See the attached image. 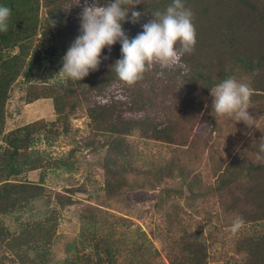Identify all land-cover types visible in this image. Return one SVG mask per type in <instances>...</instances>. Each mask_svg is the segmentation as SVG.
Returning <instances> with one entry per match:
<instances>
[{
  "label": "rangeland",
  "instance_id": "374dc122",
  "mask_svg": "<svg viewBox=\"0 0 264 264\" xmlns=\"http://www.w3.org/2000/svg\"><path fill=\"white\" fill-rule=\"evenodd\" d=\"M85 2L89 5L96 3L94 0H79L78 4L77 0L63 2L62 16L66 24H74L80 19ZM207 2L219 12L225 10V0H182L193 16ZM172 3L173 0L146 3L134 29L127 33L128 39L143 32L142 26L155 18L153 13H164ZM42 12L40 7L39 20ZM194 25L196 45L191 54H185L179 64L170 68L153 65L144 73L140 83L132 86L123 82L109 83L105 87H101L104 82L98 84L100 76L112 74L107 47L102 49L101 63L93 76L96 79L88 85L75 83L69 89L71 96L61 93L58 103L64 106L60 115L53 111L50 98H39L26 104L25 101L38 93L47 94L49 89L62 90L60 84L72 82L62 81L56 73L63 64L60 49L66 46L67 51L75 37L71 40L68 36H57L52 40L56 43V53L53 56L41 54L32 68L29 83H24L21 77L14 81L4 105L0 154L3 148L10 150L5 141L7 132L30 121H34L30 135L33 140L29 143L24 138L16 144V172L8 170L5 161L1 160L0 182L4 178L11 183L27 181L39 183L42 188L25 205L21 198L27 194H20L17 190L10 199L15 201L13 207L7 212L0 209V264H63L65 258L82 254L94 262L98 254L90 247H82L79 239L81 232L83 238L87 236L84 234L87 222L82 216L85 209L91 210L98 220L94 228L99 236L96 240L102 246L100 250L97 248L98 252L103 253L104 245L109 244L110 253L117 257L115 252L120 253L122 264H127L123 258H128L130 250L128 229L137 226L156 248L158 254L154 260L169 264L163 238L165 219L160 212L166 214L172 208L183 219L176 227L175 235L183 236L186 230L202 240L208 252L205 264H241L240 253L236 250L238 241L243 235L260 230V226L244 223L235 234L231 233L236 212L249 204L239 202L233 207L234 199L227 188L239 194L243 188L259 185L248 180L247 166L261 164L264 159L260 150L261 143H264V91L251 87V106L247 109L254 118L251 127L214 113L212 123L201 110L193 112L185 108L183 98L186 95L179 87L185 78L205 71L217 75L232 66L225 60L219 62L220 68L216 67L217 62L199 25ZM258 52L256 48L253 59H257ZM232 73L237 80L259 85L264 68L253 72L254 76L236 67ZM174 82L177 90L172 98ZM212 99V96L207 99L210 113ZM70 104L74 106L72 111L68 108ZM145 116L166 125L170 140L165 139L167 135L164 139L153 138L143 128L126 135L119 133L120 121ZM112 122L114 129L111 131L109 124ZM12 136L14 134L9 135ZM29 165L36 168L27 170ZM225 171L234 173L235 180L226 189L218 191L221 176L225 180ZM39 172L42 181L38 180ZM159 176H162L159 187L175 188L184 184L181 180L184 176L191 187L192 198L185 200L177 195L174 201L171 198L166 200L162 211L153 209L158 189L147 191L141 185ZM68 199L70 203L59 204V200ZM0 204L4 201L0 200ZM118 219L121 225L115 223ZM39 223L43 224L40 228ZM41 229L47 230L44 236ZM37 236L44 238L39 247L24 244L25 240ZM74 239L75 247L67 252L66 245ZM90 244L94 242L90 241Z\"/></svg>",
  "mask_w": 264,
  "mask_h": 264
},
{
  "label": "trees",
  "instance_id": "16d2710c",
  "mask_svg": "<svg viewBox=\"0 0 264 264\" xmlns=\"http://www.w3.org/2000/svg\"><path fill=\"white\" fill-rule=\"evenodd\" d=\"M65 0H0V6H7L11 9V16L8 21L7 32H0V132L2 131L5 113L4 105L9 97V91L14 81L21 77L24 83H29L31 80L32 68L40 59L41 54L53 56L56 51V43L52 41L59 35L68 36L69 39L76 38L80 32V19L74 21V24H66L62 16L63 9L61 5ZM97 2V0H94ZM151 1L156 0H139V4L134 5L129 9L128 18L122 22V28L126 35L134 29L135 23L131 22V12L133 10L139 11L142 7ZM111 0H98L99 4H106ZM136 0H133L135 3ZM215 3V2H213ZM42 8L41 20L38 18L39 8ZM224 11L220 12L213 6L212 3H206L200 7V9L193 16V23L198 24L202 33V37L207 43L211 53L214 55L216 67L220 68L219 62L228 60V63H232L231 68L221 70L219 74L212 75L211 73L198 72L185 78V80L179 84L180 90L186 95L184 100L185 108L192 109L193 112L201 110L203 116L213 123V116L208 108L207 99L211 97L210 89L222 82L224 79L234 77L232 69L236 67L237 70H241L243 73L252 74L264 68V0H225ZM217 14V15H215ZM201 18V23H200ZM50 21L55 22V26L50 24ZM195 21V22H194ZM64 30V31H63ZM55 32L54 34L52 32ZM134 36L129 39L131 41ZM71 45V44H70ZM229 47L232 48L230 51ZM258 49L257 59H253V53L255 49ZM121 44L116 42L111 46L109 52L106 48V54L110 61V67L112 74L108 77H101L98 84L104 82L107 86L109 83L121 82L114 71L112 65H114L117 59L122 58ZM66 46L61 48V56L63 57L66 53ZM95 71H90L89 74L84 77L81 81H73L68 84H60L62 90L53 91L49 89L47 94H35L34 97L27 98L26 103H31L39 98H50L53 111L60 115L64 105L60 106L58 103L61 98V93H68L71 96L72 91L69 90L71 87L77 84L88 85L91 81H94L96 77L93 76ZM96 73V72H95ZM99 77V76H98ZM235 78V77H234ZM237 80V78H235ZM157 80V79H154ZM70 81V79L68 80ZM244 82L243 80H237ZM92 83V82H91ZM90 83V84H91ZM140 83L138 81L136 84ZM175 83V82H174ZM259 85L250 84L249 86L254 90L264 91V73ZM171 94L174 98L176 94V83ZM25 94V92H24ZM170 94V93H169ZM28 95V92H27ZM177 96V95H176ZM20 100L21 97H20ZM70 111L74 109L73 104L68 105ZM102 119H104L102 117ZM37 121V120H35ZM105 121V120H104ZM34 122V121H33ZM33 122H27L24 125L17 126L10 130L6 134L5 141L6 145L10 147V150L3 148L0 154V162L4 160L8 170L16 172L17 165L14 163V157L17 154V146L20 140L26 139L29 141L33 140L30 138L31 131L33 128ZM120 134H130L134 130L143 128L149 131V135L153 138L159 139L167 135L165 139L170 137L166 130L168 128L164 126L162 122L154 119L151 116H145L141 119L133 121H120ZM111 131L114 129L113 122L109 124ZM14 136L9 137V135ZM19 134V135H18ZM35 141V140H34ZM121 155V153H119ZM264 157V152H263ZM30 160H25L28 162ZM1 164V163H0ZM63 165V164H62ZM60 166V165H59ZM1 167V166H0ZM36 167L33 165L27 166V170H33ZM247 177L251 182L259 183V185L250 186L249 188H243L238 191L239 194H235L231 188H227V192L232 194L234 202H245L249 205H245L246 208L236 212V216L243 219L244 223H256L260 226V230L253 231L243 235L238 241L236 250L240 253L241 264H264V159L261 164H254L247 166ZM162 176H159L149 182L141 185V188L150 191L157 190V197L153 204V209L162 211V205L166 204V200L174 198L177 195L182 198L191 199L192 191L191 187L186 183L184 176L181 180L184 184L181 187H159V182ZM221 176L220 187L218 191L235 180L234 173H228L225 171V180H222ZM228 179V180H227ZM38 180L42 181V174L39 172ZM106 186L108 184L105 181ZM42 188L39 183L32 182H21L11 183L6 181L4 178L0 182V200L4 201V204H0L1 211L7 212L8 208L13 207L14 202H11V196L19 191L20 194H27L21 198L23 205L28 201L37 196V190ZM187 192V194L184 193ZM68 201V202H66ZM59 204L63 206L65 203H70V199L61 202ZM171 203V202H169ZM230 206V207H232ZM234 207V206H233ZM171 208V207H170ZM229 208V207H228ZM236 208V207H235ZM228 210V209H227ZM232 211V209H230ZM160 215L164 216L165 219V230L163 238L165 241V254L169 264H205L208 252L204 242L196 237L189 231H184V235H175L176 227L181 225L183 219L178 216L175 209L172 208L170 212H160ZM87 224L85 225L84 234H87L86 238H83L82 232L80 243L82 247H90L97 253L94 262H90L89 256L84 254L76 255L75 257H67L63 261V264H122V255L115 252L110 253V245H104L105 251L103 253L98 252L102 246L96 239L99 238L98 232L94 230L95 223L98 221L95 219V215L91 210H86L84 215ZM232 217H235L232 215ZM90 218V219H89ZM120 219L116 220L115 223L121 225ZM39 228L43 225L39 223ZM93 228L91 231L89 227ZM43 230V229H41ZM91 231V232H90ZM175 231V232H174ZM200 231V230H199ZM47 230L42 231L44 236ZM83 234V235H84ZM129 236V254L128 258H123L124 263L127 264H160L154 259L157 257V250L145 237V233L137 226H133L128 229ZM93 241L94 244H90ZM44 242V238L39 236L25 240L24 244L30 245L29 247H39ZM75 239L66 245V251L71 252L75 247ZM122 244V243H121ZM99 246V247H98ZM98 248V250H97ZM78 254V253H75ZM145 256V257H144ZM144 257V258H143ZM42 263V258L40 259Z\"/></svg>",
  "mask_w": 264,
  "mask_h": 264
},
{
  "label": "clouds",
  "instance_id": "9594fccd",
  "mask_svg": "<svg viewBox=\"0 0 264 264\" xmlns=\"http://www.w3.org/2000/svg\"><path fill=\"white\" fill-rule=\"evenodd\" d=\"M139 3V0L135 3L133 0H111L101 6L98 0L91 5L85 2L80 15V34L62 57V67L56 73L59 78L64 82L69 79L81 81L90 71L98 69L102 49L107 47L110 52L111 46L118 41L122 58L112 66L117 78L128 86L142 80L144 73L153 65L158 64L162 69L173 67L185 54L194 51L196 29L193 13L182 0H173L164 13H153L155 18L145 23L143 32L129 41L122 22L128 18L129 9ZM140 15L139 11L133 10L131 22L136 23ZM10 16L11 9L0 6V32H7ZM49 23L55 26L54 21ZM210 93L213 97L212 115L234 118L235 122L242 121L249 127L254 125V118L247 111L253 94L248 83L229 77L211 88ZM260 150L264 152V143H261ZM243 224V219L236 217L232 221L231 233L235 234Z\"/></svg>",
  "mask_w": 264,
  "mask_h": 264
}]
</instances>
